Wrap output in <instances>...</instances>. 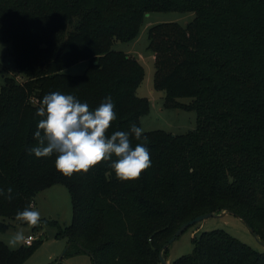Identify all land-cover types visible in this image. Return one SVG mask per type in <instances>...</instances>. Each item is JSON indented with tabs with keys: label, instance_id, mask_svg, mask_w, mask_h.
I'll use <instances>...</instances> for the list:
<instances>
[{
	"label": "trees",
	"instance_id": "obj_1",
	"mask_svg": "<svg viewBox=\"0 0 264 264\" xmlns=\"http://www.w3.org/2000/svg\"><path fill=\"white\" fill-rule=\"evenodd\" d=\"M152 11L196 14L186 26L152 25L149 39L154 88L164 92L165 107L196 110L197 128L130 137L133 146L146 145L152 163L127 180L108 161L65 176L55 154H32L36 108L52 91L71 93L90 110L110 95L117 119L107 134L141 126L151 108L138 95L145 68L113 43L135 39ZM0 36L12 44L23 77L0 84V187L13 188L12 200L0 196V231L10 219L27 224L16 213L64 184L73 204L72 222L57 234L71 243L64 256L88 249L93 264H162L160 252L167 259L164 246L182 224L224 210L264 241V0H0ZM81 60L89 61L82 74L64 71ZM40 243L12 249L0 242V264H23ZM193 243L170 264H264V251L222 228Z\"/></svg>",
	"mask_w": 264,
	"mask_h": 264
},
{
	"label": "rangeland",
	"instance_id": "obj_2",
	"mask_svg": "<svg viewBox=\"0 0 264 264\" xmlns=\"http://www.w3.org/2000/svg\"><path fill=\"white\" fill-rule=\"evenodd\" d=\"M196 14L193 11H152L148 12L140 26L138 35L130 41L115 40L113 49L124 51L136 57L145 68L144 80L138 88V95L150 99V111L141 117V126L144 131L162 129L174 134H183L197 128V112L194 109L168 108L164 106V92L154 88V74L156 70L155 54L150 47L149 28L157 23L178 22L188 25ZM88 60H81L64 71L69 74H82ZM17 76L22 80V74L17 71L14 52L10 42H4L0 36V84L5 82V76ZM182 98L181 101H190ZM34 207L41 212L43 223L36 226L16 223L6 231H0V242L12 249L24 245L23 241L13 243L14 234L23 231L25 237L32 234L35 240H41L38 248L23 264H49L61 259L62 254L69 245L66 237H57L59 227H65L72 222L73 204L70 191L64 184H56L40 191L34 200ZM0 220L2 217L0 216ZM14 222V223H13ZM222 228L263 252L264 245L260 243L247 224L231 212L224 215L208 217L185 230L169 246L168 262L192 252L195 235L206 230ZM76 246L72 247L75 250ZM72 252V251H71ZM64 264H93L91 256L86 252H78L63 256Z\"/></svg>",
	"mask_w": 264,
	"mask_h": 264
},
{
	"label": "clouds",
	"instance_id": "obj_3",
	"mask_svg": "<svg viewBox=\"0 0 264 264\" xmlns=\"http://www.w3.org/2000/svg\"><path fill=\"white\" fill-rule=\"evenodd\" d=\"M115 101L105 96L101 103L90 110L86 101L71 93L52 91L45 94L36 108L37 121L33 138L36 146L30 152L36 157L55 154L54 166L65 176L73 173H87L102 161H108L117 178H136L141 171L150 167L149 149L144 143L132 144L130 137L137 141L147 140L144 128L132 123L128 131L116 130L107 134L111 122L117 119ZM113 156L116 158L113 159ZM13 188L0 187V196L12 200ZM17 220L36 226L43 223L41 212L28 207L16 213ZM23 231H17L13 243L23 241Z\"/></svg>",
	"mask_w": 264,
	"mask_h": 264
},
{
	"label": "water",
	"instance_id": "obj_4",
	"mask_svg": "<svg viewBox=\"0 0 264 264\" xmlns=\"http://www.w3.org/2000/svg\"><path fill=\"white\" fill-rule=\"evenodd\" d=\"M228 211L227 210H224L222 211L221 213H214V212H208V213H204V214H201V215H198L197 217H195L194 219H191L187 222H185L184 224H182L179 229L176 231V233L170 238V240L165 244L164 248H167L169 247L172 242L175 241V239L180 236L188 227H190L191 225L195 224V223H198L208 217H211V216H214V215H224L225 213H227ZM239 217V216H238ZM241 218V217H240ZM242 219V218H241ZM243 220V219H242ZM245 222V220H243ZM246 223V222H245ZM247 224V223H246ZM247 226L249 227L250 231L254 233V235L257 237V239L260 241V243L262 245H264V241L259 237L258 233L254 230L253 227H251L249 224H247ZM70 244L67 246L66 250L64 251V253L62 254L61 256V259L63 258L65 252L67 251V249L70 247ZM85 251L90 254L92 257H93V253H91L88 249H85ZM61 259H59L58 261H56L54 264H59ZM160 259H161V262L162 264H170L168 262V260L164 257L163 255V251L160 252ZM94 264H97V261L95 260L94 261Z\"/></svg>",
	"mask_w": 264,
	"mask_h": 264
},
{
	"label": "built area",
	"instance_id": "obj_5",
	"mask_svg": "<svg viewBox=\"0 0 264 264\" xmlns=\"http://www.w3.org/2000/svg\"><path fill=\"white\" fill-rule=\"evenodd\" d=\"M35 239H36L35 236L30 234L27 237H25L24 243L27 245H31Z\"/></svg>",
	"mask_w": 264,
	"mask_h": 264
}]
</instances>
